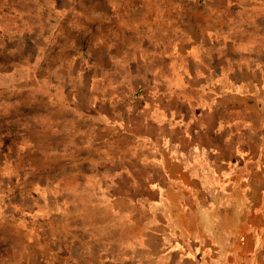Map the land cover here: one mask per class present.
<instances>
[{
	"label": "rangeland",
	"instance_id": "1",
	"mask_svg": "<svg viewBox=\"0 0 264 264\" xmlns=\"http://www.w3.org/2000/svg\"><path fill=\"white\" fill-rule=\"evenodd\" d=\"M242 1L215 34L204 0H0V264H179L122 168L152 149L129 132L178 48L246 57L264 39V0Z\"/></svg>",
	"mask_w": 264,
	"mask_h": 264
},
{
	"label": "crops",
	"instance_id": "2",
	"mask_svg": "<svg viewBox=\"0 0 264 264\" xmlns=\"http://www.w3.org/2000/svg\"><path fill=\"white\" fill-rule=\"evenodd\" d=\"M204 1L210 22L203 30L232 31L243 1L221 0L216 11L212 0ZM199 39L191 45L204 47L198 56L185 58L178 48L154 74L143 96L147 114L129 132L151 152L122 168L133 179L143 174L145 208L161 209L165 230L153 232L160 233L162 260L263 264L264 39L246 57L220 52L233 50L234 42Z\"/></svg>",
	"mask_w": 264,
	"mask_h": 264
}]
</instances>
